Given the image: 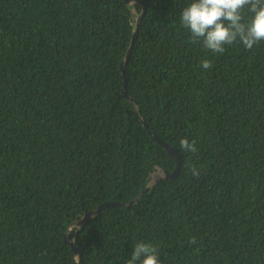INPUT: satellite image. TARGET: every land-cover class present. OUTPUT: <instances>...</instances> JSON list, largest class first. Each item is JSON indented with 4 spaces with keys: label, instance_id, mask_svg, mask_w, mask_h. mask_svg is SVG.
I'll return each mask as SVG.
<instances>
[{
    "label": "trees",
    "instance_id": "16d2710c",
    "mask_svg": "<svg viewBox=\"0 0 264 264\" xmlns=\"http://www.w3.org/2000/svg\"><path fill=\"white\" fill-rule=\"evenodd\" d=\"M139 1L124 77L141 3L0 0V264H76L69 225L145 184L71 228L83 264H264V41L213 53L192 0ZM151 134L176 178L147 182L174 169Z\"/></svg>",
    "mask_w": 264,
    "mask_h": 264
},
{
    "label": "clouds",
    "instance_id": "9594fccd",
    "mask_svg": "<svg viewBox=\"0 0 264 264\" xmlns=\"http://www.w3.org/2000/svg\"><path fill=\"white\" fill-rule=\"evenodd\" d=\"M244 10L250 14L245 19ZM181 25L188 30L192 43H201L213 53H224L227 45L239 42L246 50L264 41V0H192L180 14ZM201 67L210 69L211 61L204 59ZM183 151H197L196 142L187 138L179 140ZM192 174L199 171L192 166ZM141 257L143 259L141 260ZM161 264L158 250L150 243L134 245L131 259L126 264Z\"/></svg>",
    "mask_w": 264,
    "mask_h": 264
},
{
    "label": "water",
    "instance_id": "95a60500",
    "mask_svg": "<svg viewBox=\"0 0 264 264\" xmlns=\"http://www.w3.org/2000/svg\"><path fill=\"white\" fill-rule=\"evenodd\" d=\"M125 1L127 3H130L133 0H125ZM134 1L141 3L142 4V9H141V12L139 13V15L136 18V26H135V29H134L133 35H132L133 38H132V41H131V43L129 45V48L127 50L125 59L121 63V72H122L123 76H124V65H125L124 62H126L127 57L130 54L132 43H133V40H134L135 35H136L137 25H138L139 19H140L141 15H142V13L144 11V8H145V5L141 1H139V0H134ZM123 95L125 97H127V99L130 102H132L134 104V102L131 100V98H129L127 96L125 87L123 89ZM151 137L153 138V140H155L157 143H159L169 153V155L172 157V159L174 161V169L171 172H168V171H165V170L164 171H159L158 173L151 175L147 179V182L152 181L151 184H156V183H158L159 181H161L163 179H174V178H176L178 170H179L180 160H181L179 154L177 153V151L174 148H172L167 143H165L162 140H160L155 135L151 134ZM145 186H146V184L144 185V187H143V189L141 191V194L138 195L135 199H133V200L127 202V203H122V202H108V203H104L101 206H99L97 209H95V210H93L91 212L84 213V215L78 221H75V222H73V223H71L69 225V227H68V229L66 231V234H65V241L70 245V247L74 251V255L76 257V264H83V262H82L81 255H80L79 251L77 250L76 245L74 243V239H69V240L67 239L68 232L71 230V228L82 226L86 221H88L91 218L95 217L98 214V212L101 209H103V208H106V207H109V206H126V207H128V206L133 205L141 197L142 193L145 191V189H146Z\"/></svg>",
    "mask_w": 264,
    "mask_h": 264
},
{
    "label": "rangeland",
    "instance_id": "374dc122",
    "mask_svg": "<svg viewBox=\"0 0 264 264\" xmlns=\"http://www.w3.org/2000/svg\"><path fill=\"white\" fill-rule=\"evenodd\" d=\"M150 182H152V181H150Z\"/></svg>",
    "mask_w": 264,
    "mask_h": 264
}]
</instances>
